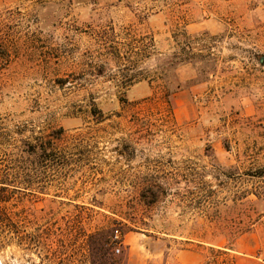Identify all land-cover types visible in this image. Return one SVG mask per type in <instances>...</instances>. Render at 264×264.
Instances as JSON below:
<instances>
[{
  "label": "rangeland",
  "instance_id": "rangeland-1",
  "mask_svg": "<svg viewBox=\"0 0 264 264\" xmlns=\"http://www.w3.org/2000/svg\"><path fill=\"white\" fill-rule=\"evenodd\" d=\"M9 155L0 264H264V0H0Z\"/></svg>",
  "mask_w": 264,
  "mask_h": 264
},
{
  "label": "trees",
  "instance_id": "trees-1",
  "mask_svg": "<svg viewBox=\"0 0 264 264\" xmlns=\"http://www.w3.org/2000/svg\"><path fill=\"white\" fill-rule=\"evenodd\" d=\"M258 174L264 176V166L258 169ZM18 176L19 170L15 165L14 155H9L7 161L0 158V253L15 241L17 244L25 245L24 240L27 235L20 230L22 224L15 217L13 209V182ZM104 244V241L98 243V251L104 249ZM100 257L103 260L104 255Z\"/></svg>",
  "mask_w": 264,
  "mask_h": 264
},
{
  "label": "built area",
  "instance_id": "built-area-1",
  "mask_svg": "<svg viewBox=\"0 0 264 264\" xmlns=\"http://www.w3.org/2000/svg\"><path fill=\"white\" fill-rule=\"evenodd\" d=\"M116 238H118V236H116Z\"/></svg>",
  "mask_w": 264,
  "mask_h": 264
}]
</instances>
